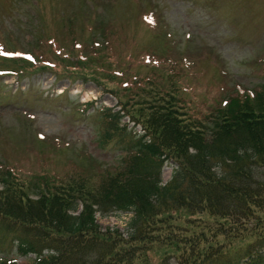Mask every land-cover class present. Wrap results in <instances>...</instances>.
I'll use <instances>...</instances> for the list:
<instances>
[{
    "label": "rangeland",
    "instance_id": "rangeland-1",
    "mask_svg": "<svg viewBox=\"0 0 264 264\" xmlns=\"http://www.w3.org/2000/svg\"><path fill=\"white\" fill-rule=\"evenodd\" d=\"M263 81L264 0H0V170L24 182L91 170L98 181L129 158L117 144L102 148L107 137L120 131L128 146L129 133L142 132L119 101L132 82L131 104L177 89L209 121L229 96ZM113 110L125 129L104 125ZM173 167L165 162L162 182ZM8 250L33 264L34 255Z\"/></svg>",
    "mask_w": 264,
    "mask_h": 264
},
{
    "label": "trees",
    "instance_id": "trees-1",
    "mask_svg": "<svg viewBox=\"0 0 264 264\" xmlns=\"http://www.w3.org/2000/svg\"><path fill=\"white\" fill-rule=\"evenodd\" d=\"M135 104L144 133L122 170L42 182L0 170V264H17L9 248L33 264H264V83L209 121L177 89ZM165 161L175 166L160 184ZM96 211H132L127 236L101 231Z\"/></svg>",
    "mask_w": 264,
    "mask_h": 264
}]
</instances>
